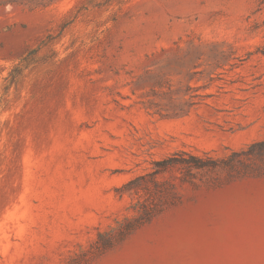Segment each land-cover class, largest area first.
Masks as SVG:
<instances>
[{
  "label": "rangeland",
  "instance_id": "obj_1",
  "mask_svg": "<svg viewBox=\"0 0 264 264\" xmlns=\"http://www.w3.org/2000/svg\"><path fill=\"white\" fill-rule=\"evenodd\" d=\"M38 1L0 0V264H264V159L148 221L128 185L264 141V0Z\"/></svg>",
  "mask_w": 264,
  "mask_h": 264
},
{
  "label": "trees",
  "instance_id": "obj_2",
  "mask_svg": "<svg viewBox=\"0 0 264 264\" xmlns=\"http://www.w3.org/2000/svg\"><path fill=\"white\" fill-rule=\"evenodd\" d=\"M26 2V4H31V6L35 7L38 6L35 4H39L38 0H26ZM254 54L264 57V44L259 46ZM257 159H264V141L253 143L240 151H233L230 155L223 158H215L210 154L197 155L181 151L165 160L155 162V168L151 173L138 177L128 185L137 192L139 197L144 198L141 217H143V221H148L162 210L164 203L161 202L160 197L168 196L167 204H174L177 200L173 192L174 185L170 182H160L158 180L159 176L176 170L181 173L180 180L183 183L193 185L199 180V176L217 174L219 172L226 173L229 179H234L244 176L245 173L253 170V165ZM120 228L123 234L125 227L120 226Z\"/></svg>",
  "mask_w": 264,
  "mask_h": 264
}]
</instances>
